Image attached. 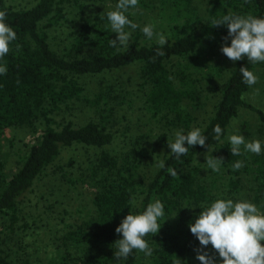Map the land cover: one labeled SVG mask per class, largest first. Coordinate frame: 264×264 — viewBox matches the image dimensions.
I'll return each mask as SVG.
<instances>
[{"label": "trees", "instance_id": "obj_1", "mask_svg": "<svg viewBox=\"0 0 264 264\" xmlns=\"http://www.w3.org/2000/svg\"><path fill=\"white\" fill-rule=\"evenodd\" d=\"M86 1L35 0L30 6L15 7L7 0H0V12L5 13V22L17 34L9 52L0 60V65L7 67V74L0 75V215L7 218L5 226L12 231L18 221V203L60 148L83 143L99 148L79 179L93 188L94 212L63 233L52 262L200 264L195 251L200 243L191 233L189 224L202 211V204L222 197L213 191L217 176L222 179L225 191L233 196L242 188L243 175L247 174L252 181V202L260 207L264 204V148L257 155L244 151L241 146V155L232 156L226 137L231 119L242 108L254 112L264 126V108L246 97L252 86L243 82L239 71L247 66L258 77L264 93V62L253 64L246 57L233 62L218 87L219 97L213 113L201 128L206 143L214 150L209 155L223 158L220 171L214 172L216 177L210 183L200 177V166L193 163L195 155L207 147H189L187 154L179 159L171 155L170 149L162 157L164 167L158 166L147 180L140 175L146 151L139 140H131L121 154L105 149L113 139L108 127L113 106L108 103L110 98L119 97V93L114 86L107 85L93 98H88L83 95L80 77L137 62L141 85L148 86L144 103L149 115L162 120L168 128L187 129L194 119L188 105H200L204 90L215 88L211 75L198 76L204 55L222 45L223 37L228 34L226 26L212 27L211 20L229 13L264 17V0H206L203 15L194 0H139L137 7L157 9L160 23L155 24L154 32H162L168 43L161 47L155 36L149 40L142 31L126 27L125 30L131 32L129 46L116 48L110 46V41L116 39L117 34L112 32L106 15L101 18L102 13L115 7L87 14ZM131 9L125 14L135 23ZM68 12H74L79 21L68 36L59 38L53 46L49 31L67 20ZM158 49L165 55H157ZM173 59L174 68H171L168 64ZM201 77L206 78V88ZM73 99L95 106L97 119L80 125L70 119L57 122L53 113ZM36 124L40 126L36 140L26 145L17 165L7 171L1 143L6 128L29 127L35 132ZM217 124L223 130L219 140L214 138L213 132ZM160 138L165 141L166 133ZM236 161L243 162L239 170L233 169ZM67 163L71 164L72 160ZM170 168L177 171V176L170 175ZM63 177L70 183L76 181L64 173ZM132 198L135 205L129 204ZM155 200L163 203L164 215L158 220L160 231L145 237L153 249L152 255L133 250L127 259L117 261L112 245L122 234L115 232L116 227L126 215L142 212ZM4 243L0 234V264H17L2 247ZM206 250L216 259L219 257L211 245ZM218 262L220 264V260Z\"/></svg>", "mask_w": 264, "mask_h": 264}, {"label": "rangeland", "instance_id": "obj_2", "mask_svg": "<svg viewBox=\"0 0 264 264\" xmlns=\"http://www.w3.org/2000/svg\"><path fill=\"white\" fill-rule=\"evenodd\" d=\"M7 2L15 7H27L35 0H7ZM86 2V13L90 14L100 8L115 7L117 0H87ZM194 2L200 14L203 15L206 0H194ZM156 11L157 9L154 8H132V15L135 13L134 22L139 25L137 29L142 31L147 24L154 26L159 24L160 20ZM67 16V20L49 31L53 46H56L59 38L61 39L64 35L68 36L79 21L74 12H68ZM228 44L230 45L229 42ZM221 47L222 45H218L211 53L204 55L205 58L199 67L201 73L198 72V76L200 74L211 75L215 88L204 90L200 105H188L194 119L187 129L168 128L162 120L149 115L144 103L148 86L141 85L139 63L134 62L99 74L81 76L80 81L84 86L83 95L88 98H93L100 88H105L107 85L114 86L115 91L119 93V97L109 99L108 104L113 106V114L108 127L113 132V139L104 148L112 153L121 154L129 147L131 140H139L146 151L140 165V175L147 180L159 166L163 155L170 150L167 140L169 137L174 139V131L184 129L187 132L193 127L201 129L213 113L214 105L219 97L218 87L233 65V61L221 52ZM174 62L175 59L168 65L174 68ZM201 82L206 88V78H202ZM258 82L259 80L252 86L246 97L264 108V93ZM257 90H259L258 93ZM53 117L59 123L70 119L76 125H80L85 121L97 119V111L95 106H90L84 100L73 99L62 104L61 108L53 113ZM36 125L38 128L35 132L29 127L10 126L6 128L5 137L1 143L2 150L5 152L7 171L13 170L17 165V160L25 151L26 145L36 140L40 132V126ZM163 133H166L165 141L160 138ZM230 134L242 135L245 141L259 139L264 148V126L260 124L256 114L248 109H240L238 114L231 119L226 137ZM98 151L99 148L83 143L61 147L53 161L45 167L18 203V221L12 231L5 226L7 218L0 215V234L5 241L2 247L14 262L17 264H54L51 259L63 233L94 212L93 188L79 179L82 177L80 175L87 171L89 160L93 159ZM207 152L208 149L197 153L193 163L200 166V177L210 183L216 176H214V171L208 169L205 164ZM70 159L72 163L68 164ZM63 173L75 178L76 181L74 183L66 181ZM220 180L222 179L217 176L213 191L222 195L221 198L252 202L250 188L252 181L247 174L243 175L242 188L233 196L225 191ZM257 207L264 212L262 208L264 204L261 207L257 205ZM261 243L264 244V241ZM219 260L218 257L217 263Z\"/></svg>", "mask_w": 264, "mask_h": 264}, {"label": "clouds", "instance_id": "obj_3", "mask_svg": "<svg viewBox=\"0 0 264 264\" xmlns=\"http://www.w3.org/2000/svg\"><path fill=\"white\" fill-rule=\"evenodd\" d=\"M139 0H118L115 8L102 13L110 22L111 30L117 34L116 39H111L110 46H129L131 32L126 27L135 30L139 27L125 14L130 8H136ZM135 15V13H133ZM5 13L0 12V60L10 50V43L16 39V32L5 22ZM212 27L226 26L227 36L223 37L224 43L221 52L231 61L236 62L244 59L253 64L264 62V17H256L252 14L240 15L229 13L220 19H212ZM144 35L151 40L154 36L156 43L161 47L168 43L162 32H154V25L147 24L142 28ZM231 40L230 45L227 43ZM157 55L163 56V51L157 50ZM243 82L248 86L257 83L258 77L247 66L239 69ZM7 74L6 65H0V75ZM19 83V81H17ZM259 90H257L258 93ZM222 128L217 124L213 128L215 139L219 140ZM231 145L232 156L241 155V146L244 151L261 154L262 143L259 139L245 141L239 134H230L228 137ZM187 145V146H186ZM200 145L207 147L206 166L214 172L220 171L222 157L209 155L214 150L206 143V137L199 127H193L190 131L184 129L174 131V139L169 137L167 146L171 149V155L176 159L186 155L189 147ZM164 167L163 161L159 164ZM243 167L242 161H236L234 170ZM170 175L177 176V171L169 169ZM135 198L129 200L130 205H135ZM202 211L189 224L191 233L199 240L200 247L196 248V259L200 264H217L216 256L207 251L211 245L214 253L218 254L220 264H264V212L257 205L247 200L216 199L210 204H202ZM164 215V206L160 200L149 203L145 210L138 214L132 212L126 215L116 227L115 232L122 234L112 246L115 248L114 257L117 261L127 259L133 250L143 252L151 256V249L145 240L148 234H157L161 225L159 218Z\"/></svg>", "mask_w": 264, "mask_h": 264}]
</instances>
